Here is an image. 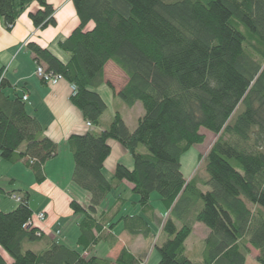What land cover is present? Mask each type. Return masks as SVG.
I'll return each mask as SVG.
<instances>
[{"label": "trees", "instance_id": "1", "mask_svg": "<svg viewBox=\"0 0 264 264\" xmlns=\"http://www.w3.org/2000/svg\"><path fill=\"white\" fill-rule=\"evenodd\" d=\"M33 3L41 7L29 15L34 25L56 26L48 0H0L8 31ZM73 3L80 26L58 42L68 61L30 44L37 66L73 85L71 103L100 128L108 106L97 90L113 62L127 77L120 91L108 84L115 98L129 108L141 103L145 114L133 133L117 113L103 132L73 135L67 142L75 163L72 183L90 198L88 206L78 200L70 204L75 215L84 216L79 250L56 242L42 251L28 249L45 238L30 226L28 193L14 211L0 213V248L11 264H144L128 247L115 260L93 255L103 242L111 251L117 248L114 228L101 231L96 217L124 181L132 184L141 206L158 193L173 207L163 227L167 239L157 247L158 264H192L185 244L194 223L209 229L205 264H246L250 247L259 254L257 263L264 264V0ZM8 87L0 72L1 157L23 162L43 184L44 167L59 156L60 146L45 135L23 97L5 94ZM203 130L219 138L205 160V181L188 183L181 159L204 143ZM110 141L132 156L134 166L118 164L108 179ZM119 223L133 238L152 234L141 216L122 217ZM0 264H10L1 252Z\"/></svg>", "mask_w": 264, "mask_h": 264}, {"label": "crops", "instance_id": "2", "mask_svg": "<svg viewBox=\"0 0 264 264\" xmlns=\"http://www.w3.org/2000/svg\"><path fill=\"white\" fill-rule=\"evenodd\" d=\"M48 3L55 10L54 27L40 29L34 25L29 15L41 9L38 3H33L20 16L11 31L7 30L0 18V72H4L9 84L5 94L12 97L27 96L28 112L46 128L45 135L60 146L59 156L47 162L44 167L46 181L43 184L37 183L33 171L23 162H7L0 154V213H9L18 207L19 202L13 197L22 198L25 193L29 194V205L33 211L30 226L38 229L45 237L41 242L27 246L37 252L44 250L52 242L69 247L68 240L72 231L75 234V225L78 227V233L74 236L75 242L79 240L80 219L79 215L73 213L70 204L78 200L79 196V200H85L86 203L83 204L79 200L78 202L86 206L90 198L89 195L76 190L72 183L75 163L67 142L73 135L100 133L107 128L102 125L100 128L88 127L82 112L71 103L74 86L69 82L63 80L59 85L51 86L43 83L36 75L38 64L30 44L49 50L60 60L67 62L69 56L58 47V42L67 39L80 26L73 0H48ZM110 68L115 70H109ZM108 71L114 76L120 74L119 68L110 62L105 68L103 85L110 83L120 91L125 86L127 77L125 81L122 78V84L118 86L108 76ZM109 143L112 154L105 163L104 172L108 170L114 175L116 166L122 164L126 152L116 141ZM40 214H45L44 220L38 218ZM145 220L148 221L146 218ZM148 223L150 225L149 221ZM0 252L11 264L10 258L1 248Z\"/></svg>", "mask_w": 264, "mask_h": 264}, {"label": "rangeland", "instance_id": "3", "mask_svg": "<svg viewBox=\"0 0 264 264\" xmlns=\"http://www.w3.org/2000/svg\"><path fill=\"white\" fill-rule=\"evenodd\" d=\"M109 70L115 69L110 68ZM120 71L121 70L119 69L120 74L118 76H114V74L111 73L109 74L110 71H108V76L118 86L122 84V78L124 81L126 80V76ZM98 92L108 106L107 113L102 121V126L109 127L116 114L120 113L124 121L127 123L128 128L133 133L137 128L139 119L145 114L142 104L137 103L134 108L127 107L121 99L115 98L113 90L106 84L98 89ZM202 134L205 136L204 143L194 146L181 159L182 172L188 183L205 181V160L209 151L219 138V135L204 130L202 131ZM122 164L130 169L133 168L134 162L132 156L128 152H126V156L123 157ZM105 174L109 179L113 176L108 170L105 171ZM199 188L204 191L207 190V188L203 187L201 184H199ZM80 192L86 194L83 191ZM77 198L79 200V196H77ZM79 201L83 204L86 203L85 200L82 199ZM138 202L139 197L133 193L132 184L124 181L118 189L114 190L108 196L102 206L98 208L96 223H100L99 226L101 231H111V229L114 228L113 232L119 238V241L116 246L117 248L113 251H111L108 244L104 242L100 243L94 249V256L115 260L119 254V250H121L122 247H128L129 250L140 258L144 264L159 263L160 256L157 247L162 245L167 239L166 235L163 233V227L166 220L171 216L173 207L168 208V206L161 201L158 193L152 194L149 205L141 206ZM127 216H141L146 218L150 222V227L152 229L150 238H133L129 236L124 230L123 223H119L120 218ZM78 217L80 222L84 218V216L81 215ZM111 223L114 224L112 227ZM178 226H180V224H178ZM193 226V232L185 244L186 255L192 264H205V241L209 235V229L200 223H194ZM77 228L78 227L75 225V234L73 231L70 233L71 238L68 240V246L72 249L79 250L77 244L78 241L75 242L76 238H74L78 233ZM61 243H63V241H61ZM258 255V252L250 247L246 264H258Z\"/></svg>", "mask_w": 264, "mask_h": 264}, {"label": "built area", "instance_id": "4", "mask_svg": "<svg viewBox=\"0 0 264 264\" xmlns=\"http://www.w3.org/2000/svg\"><path fill=\"white\" fill-rule=\"evenodd\" d=\"M36 75L39 79H41L42 81H44L46 84L51 85V86H57L59 85L64 79L62 78V76L59 75H49L46 74L45 70L43 67L37 66L36 69ZM73 90L75 91V87H73ZM23 100L26 102L28 100L27 96L23 97ZM91 123H88V127H91ZM17 202L20 203L21 198L18 197H13ZM38 218L40 220H44L45 219V214H40L38 216ZM31 223V222H30ZM40 236V235H39Z\"/></svg>", "mask_w": 264, "mask_h": 264}]
</instances>
